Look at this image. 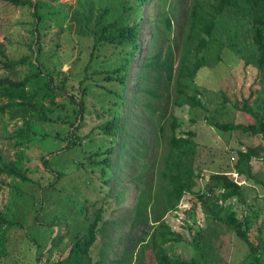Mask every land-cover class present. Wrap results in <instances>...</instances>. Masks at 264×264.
I'll list each match as a JSON object with an SVG mask.
<instances>
[{
	"label": "rangeland",
	"instance_id": "1",
	"mask_svg": "<svg viewBox=\"0 0 264 264\" xmlns=\"http://www.w3.org/2000/svg\"><path fill=\"white\" fill-rule=\"evenodd\" d=\"M35 1L29 0L32 5ZM75 1L58 0L55 4L71 6ZM121 1L131 10L125 24L131 20L137 23L138 37L133 49L127 44L104 42L93 47L95 36L90 24L85 29L78 28L77 21L71 17L65 19L63 27L46 20L38 23L30 5L14 6L0 1V50L15 63L13 69L0 67V78L20 80L31 72L30 63L34 62L50 78L54 88L53 98L41 99L43 112L39 114L43 117L33 119L28 142H17L22 120L7 112L0 114V166L20 161L26 178L18 180L0 175V264H49L64 257L74 234L85 230L88 224L85 218L92 217L94 208L102 207L104 220L118 221L122 216L124 221L139 188L145 187L148 181L156 182L160 156L171 134L168 124L172 117L178 123L175 135L190 138L194 143L193 168L199 175L193 180L192 192L184 194L176 209L163 216L170 229L182 237L179 243L166 244L170 246L167 255L174 253L184 261L205 264L196 239L200 232L204 242L210 241L217 249L218 264H244L248 260L247 246L227 228L207 219L198 195H208L207 190L212 186L208 180L210 174L227 173L241 187V195L222 200L220 191L213 189L209 200L223 208L229 207L242 229L249 228L250 238L264 242V141L260 135L240 130L219 131L212 125V122L242 125L255 122L254 116L241 110L245 102L252 111L262 114L264 122V110L260 109L264 86L259 83L256 67L252 62L245 65L221 41L207 39V47L202 51L206 64L197 71L188 91L202 107L173 106L174 86L166 83L163 71L159 72L161 77L155 92L160 97L154 99L148 93L141 94V64L158 49L163 56L170 44L175 73L179 59L176 45L181 42L178 39L175 43V32L167 33L158 23V0H146L142 4L137 0ZM165 1H173L171 6L176 9L171 15L172 30H175L184 18L178 9L187 6L188 1ZM63 10L68 11L67 7ZM0 59H3L1 54ZM124 60H129L126 73L125 69L119 70ZM122 73L126 74V82L120 106L121 99L112 91L122 92L121 85L114 82ZM151 74L144 81L145 90L151 88L152 78L158 73ZM6 100L0 98V105ZM140 103H150L156 111L148 113ZM109 109L122 123V130L115 138L99 128L111 118ZM159 125L163 128L160 137ZM121 132L125 134L123 156ZM188 133L193 136L189 137ZM128 135L133 136L134 150L150 148L145 150L141 161L130 162ZM110 147L114 151L112 166L107 183H103L101 165L91 160L93 157L101 160L103 151ZM248 147H256L259 154L250 161L253 179L237 175L233 170L237 152ZM132 175L134 179L130 181ZM113 194L119 195L118 201ZM85 201L91 203L87 204L90 208L86 213ZM128 224L113 230L107 225L105 241H111L107 246L108 257L110 246L119 250L120 237L128 230ZM145 231L150 232V228ZM57 235L61 240L53 248L51 244ZM135 236H139V229H135ZM100 241L98 237L91 252L95 259ZM152 258L151 252L146 251V261L152 263Z\"/></svg>",
	"mask_w": 264,
	"mask_h": 264
},
{
	"label": "trees",
	"instance_id": "2",
	"mask_svg": "<svg viewBox=\"0 0 264 264\" xmlns=\"http://www.w3.org/2000/svg\"><path fill=\"white\" fill-rule=\"evenodd\" d=\"M0 1L14 6L30 5L32 7V15L38 23L46 20L63 27L65 19L71 17L77 21L78 28L85 29L87 24H90L95 36L93 47H96L99 42L119 45L127 44L131 49L136 46L138 37L137 23L131 20V23L125 24V19L131 13V10L125 7L121 0H76L71 5L72 7L55 4L58 0H36L33 5L29 0ZM145 1L137 0L139 4ZM187 1V6L178 9L180 11L178 14L181 15L183 13L184 15L182 22L179 23L177 29L172 30L171 15L176 10L171 6L173 1L167 3L165 0H158L159 10L156 13L158 23L167 33L175 32V43L180 39L181 43L176 45L179 48V59L174 73L172 71L174 53L170 44L167 45L163 56L161 49L150 54L147 62L141 64L139 92L141 94L148 93L154 99L160 97L159 93L156 95L155 92L158 89V79L161 77L159 72L163 71L166 83L168 85L173 83L174 86L173 106L202 107L201 102L194 96L189 95L188 91H190V85L194 82L197 71L206 64L202 51L207 47V39L221 41L236 52L244 60L245 65H249L252 62L256 67L259 83L264 86V0ZM64 7H67L68 11H64ZM35 33L37 34L36 28ZM154 36L156 37V33H154ZM243 36L249 41L246 42ZM154 42H156V39ZM2 52L0 50V54L3 57V59H0V67L13 69L15 63L7 59ZM18 63L22 64V62ZM128 63L129 60L125 61L119 70L125 69L126 73ZM30 67L32 68L31 72L20 80H11L8 77L0 78V98L7 99L5 104L0 105V114L7 112L12 117L20 118L23 122L21 128L17 131L20 134L16 135L18 144H23L30 140L29 135L30 128L34 122L33 119L37 116L43 117L39 114L43 112L41 99L53 98L54 88L50 78L39 70V66L36 63L31 62ZM155 72L158 74L152 78L151 88L145 90L143 88L144 81L149 80L151 73ZM125 73H122L119 78L116 77L114 80V82L121 85L122 92L112 91L115 97L121 99V102L119 101L120 106L123 103V90L126 82ZM262 102L260 109L264 110V100ZM140 106L147 108L148 113H150L149 110L151 112L156 111V108H152L150 103H140ZM241 110L254 116L255 122L249 125L212 122V125L219 131L240 130L253 135H260L264 141L262 114L258 111H252L246 102L241 106ZM109 112L111 113V118L102 122L99 128L105 135L115 138L118 136L119 131L122 130V123L119 116L114 114V111L109 109ZM168 126L171 134L166 141L168 146L160 156L156 182L154 180L152 182L148 181L145 187L139 188L134 202L129 207V215L127 217L124 216V221L122 216L118 221L115 219L104 220L102 207L94 208L91 213L92 217L85 218L88 224L83 233H76L72 237L73 240L70 242L67 254L60 259L53 260L49 264H196L193 261H184L179 255L174 253L171 256L167 255L170 246L166 244L179 243L182 237L179 233L170 229L163 216L167 212L176 209L184 194L192 192L194 187L193 180L199 175L195 173L193 168L195 149L193 141L190 138L184 139L175 135L174 131L178 127L175 117L170 119ZM158 128L159 137L163 136L161 125ZM187 135L189 137L193 136L192 133ZM124 137L125 134L121 132V156L125 155L123 152ZM127 138L131 142L129 147L130 162L141 161L146 155L145 150L148 149L150 151V148L134 150L132 146L134 143L133 136L128 135ZM113 152L112 147L107 148L103 151L104 156L101 160L98 161L94 157L91 160L93 163L101 165V180L103 183L108 181L107 174L112 166ZM94 153L96 156H101L96 152ZM258 157L259 154L256 147H248L243 152L238 151L237 160L233 166L235 174L242 175L246 179H253L250 161L251 158ZM3 174L12 179L26 180L20 161L8 164L3 163L0 166V175ZM137 178L139 179V176L135 177V179ZM132 179H134L133 175L130 177V181ZM208 180L212 185L207 190L208 195H198L200 206L205 211L207 219L213 224L224 226L228 232L234 233L245 243L248 249V260L244 264H264V242L260 238L254 242L250 238L249 228L242 229L235 213L230 211L229 207L227 209L223 208L214 200H209L213 189L220 191V199L227 200L240 196L241 187L224 172L210 174ZM121 193L122 191L119 195ZM119 195L113 194L112 197L118 201ZM88 203L86 202L83 208L85 213L90 208V206H87ZM149 221L152 222L151 226ZM126 222L129 223L128 230L120 237L119 250L117 251L114 246H110L108 257L107 246L111 245V241H105L107 225H110L113 230L116 226H125ZM7 224L11 226V223ZM147 227L150 228V232L145 231ZM135 229H139L138 237L135 236ZM98 237L102 241H100L101 246L97 251L98 257L95 259L91 252L95 248ZM196 237L199 245L198 250L204 259V263L218 264L219 255L217 249H214L210 241L205 243L200 232L196 234ZM60 240V235L53 238L51 247L55 248ZM211 243H213L212 240ZM148 250L153 256L152 263L146 261V251ZM214 260L216 261L215 263Z\"/></svg>",
	"mask_w": 264,
	"mask_h": 264
}]
</instances>
